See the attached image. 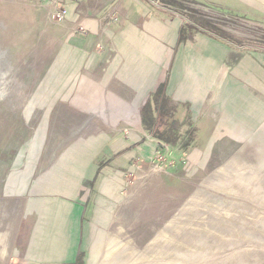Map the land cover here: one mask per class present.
<instances>
[{
  "label": "rangeland",
  "instance_id": "rangeland-1",
  "mask_svg": "<svg viewBox=\"0 0 264 264\" xmlns=\"http://www.w3.org/2000/svg\"><path fill=\"white\" fill-rule=\"evenodd\" d=\"M58 1L39 0L34 13L26 12V2L22 10L0 9L4 211L31 191L47 192L59 170L79 162L99 135L131 130L144 116L146 107L121 106L115 96L121 91L104 88L97 77L51 74L49 56L57 48L47 42L45 29L67 21L66 0L65 22L51 19ZM148 1L176 13L192 36L219 37L243 52H264V0ZM31 17L42 26L32 27ZM103 20L115 22L117 11ZM165 105L169 116L158 117L150 135L167 137L158 140L147 162H132L123 188L129 209L112 232L95 237L90 264H239L255 245L264 254V137L258 130L254 138L206 139L188 107L179 109L178 122L172 123L175 108ZM150 135L145 140L152 141ZM7 264L36 263L18 256Z\"/></svg>",
  "mask_w": 264,
  "mask_h": 264
},
{
  "label": "crops",
  "instance_id": "crops-1",
  "mask_svg": "<svg viewBox=\"0 0 264 264\" xmlns=\"http://www.w3.org/2000/svg\"><path fill=\"white\" fill-rule=\"evenodd\" d=\"M24 2L26 12L37 11L39 0H0V9L22 10ZM66 4L63 26L51 23L45 29L47 42L57 48L49 56L51 74L97 77L104 88L121 91L115 94L121 106L151 105L154 111L163 87L170 110L175 108L172 123L178 122L179 109L188 107L206 139L254 138L258 130L264 137V52H243L219 37L192 36L176 13L148 0ZM115 10L118 20H103ZM31 19L32 27L42 26ZM78 25L84 34L74 33ZM143 117L131 130L95 138L79 162L59 170L47 192L31 191L12 204V195L4 197L10 204L8 211L0 206V264L18 256L36 264H90L95 237L112 232L129 209L123 188L132 162H147L161 143ZM148 133L152 141L145 140ZM250 249L254 253L239 264H264L261 248Z\"/></svg>",
  "mask_w": 264,
  "mask_h": 264
},
{
  "label": "trees",
  "instance_id": "trees-1",
  "mask_svg": "<svg viewBox=\"0 0 264 264\" xmlns=\"http://www.w3.org/2000/svg\"><path fill=\"white\" fill-rule=\"evenodd\" d=\"M156 97L159 98L161 97L160 99L164 101L161 102V106L159 108V111H158V108H157V111H154L153 107L151 105H148L146 106L145 108V111H144V122H143V125L146 126L147 130L151 131V132H154L155 134V129L157 130V124H158V117H160L161 115L163 116L164 114H167L169 116V113L166 111V109L163 110L164 107H166L167 105L165 104H168V100H166V98L164 97V93L162 92V90H160L157 94H156ZM159 133V132H158ZM157 138L159 139H164L166 138L164 135L163 137H160V133L159 135L157 134ZM78 261H81V258H79Z\"/></svg>",
  "mask_w": 264,
  "mask_h": 264
},
{
  "label": "built area",
  "instance_id": "built-area-1",
  "mask_svg": "<svg viewBox=\"0 0 264 264\" xmlns=\"http://www.w3.org/2000/svg\"><path fill=\"white\" fill-rule=\"evenodd\" d=\"M63 2H64L63 0H59L58 2H56L55 8L53 9V12L50 15L52 21H54L57 24L64 23L66 19V10ZM78 33L84 34L85 30L82 27H80ZM165 149L167 148L165 147Z\"/></svg>",
  "mask_w": 264,
  "mask_h": 264
},
{
  "label": "bare ground",
  "instance_id": "bare-ground-1",
  "mask_svg": "<svg viewBox=\"0 0 264 264\" xmlns=\"http://www.w3.org/2000/svg\"><path fill=\"white\" fill-rule=\"evenodd\" d=\"M3 55H5V52L0 50V57H2Z\"/></svg>",
  "mask_w": 264,
  "mask_h": 264
}]
</instances>
